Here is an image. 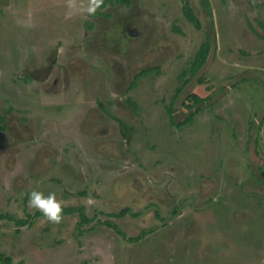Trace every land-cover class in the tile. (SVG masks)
I'll return each instance as SVG.
<instances>
[{"label": "rangeland", "instance_id": "1", "mask_svg": "<svg viewBox=\"0 0 264 264\" xmlns=\"http://www.w3.org/2000/svg\"><path fill=\"white\" fill-rule=\"evenodd\" d=\"M210 3L104 0L88 16L67 0H0V253L264 264V0ZM192 93L204 101L187 106ZM33 190L90 220L77 208L48 222Z\"/></svg>", "mask_w": 264, "mask_h": 264}, {"label": "trees", "instance_id": "2", "mask_svg": "<svg viewBox=\"0 0 264 264\" xmlns=\"http://www.w3.org/2000/svg\"><path fill=\"white\" fill-rule=\"evenodd\" d=\"M115 1L119 2V3L126 4V5L131 3V0H115ZM200 1H201L202 6L204 7V9L208 10V12L211 14L212 12H211L210 0H200ZM182 9H183V13L186 16V18L190 22H192L197 28H200L199 19L196 17V15H195V13H194V11H193V9H192V7L188 1L184 2ZM210 47H211V41H210L209 35H207V38L200 44V46L198 47V49L196 50V52L194 54L193 59L191 60L190 69L192 70V73H195L198 69H200L205 64L207 56H208L209 51H210ZM149 70H150V68H147L146 70H143V71L141 70V71H142V73H144V72L149 71ZM191 99H192L191 103L186 104L189 107H193L197 103L204 101L205 98L198 96L197 94L192 93ZM130 104L136 106V104L133 101H130ZM168 111L171 114L170 107H168ZM196 111H197V109H194L191 114L192 115L195 114ZM0 119H1V116H0ZM187 120L189 121L190 118H188ZM119 124L123 127H128L127 124L123 120H119ZM1 127L4 128L5 126L2 125ZM77 208H79V210H80V211H78L80 224H83V223H86L87 221H89L90 219L88 218V216L86 214H84L83 211H81V207H75V208L74 207H64L63 213H71L72 211H74V209H77ZM129 210L130 209L128 207H126V208H123L117 212H110L109 214L112 216L121 217V216H124L127 212H129ZM0 216H3V215H0ZM6 216L12 217L10 215H6ZM17 222L24 223L25 220H17ZM112 225L115 227L116 224L113 223ZM0 262L2 264H14L10 257L5 256L2 253H0Z\"/></svg>", "mask_w": 264, "mask_h": 264}, {"label": "clouds", "instance_id": "3", "mask_svg": "<svg viewBox=\"0 0 264 264\" xmlns=\"http://www.w3.org/2000/svg\"><path fill=\"white\" fill-rule=\"evenodd\" d=\"M104 5V0H67V7L70 10L85 13L88 16H95L97 11ZM121 99V97H114ZM29 206L43 213L47 221L52 224H60L63 220L64 201L58 199L55 192H49L45 195L44 192L33 190L29 194Z\"/></svg>", "mask_w": 264, "mask_h": 264}, {"label": "flooded vegetation", "instance_id": "4", "mask_svg": "<svg viewBox=\"0 0 264 264\" xmlns=\"http://www.w3.org/2000/svg\"><path fill=\"white\" fill-rule=\"evenodd\" d=\"M128 32L132 33H137L138 31L134 27H127Z\"/></svg>", "mask_w": 264, "mask_h": 264}]
</instances>
